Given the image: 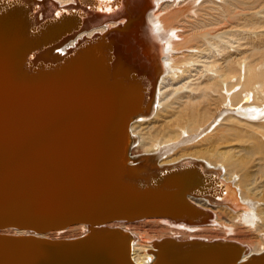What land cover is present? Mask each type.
<instances>
[{"label":"bare ground","instance_id":"bare-ground-1","mask_svg":"<svg viewBox=\"0 0 264 264\" xmlns=\"http://www.w3.org/2000/svg\"><path fill=\"white\" fill-rule=\"evenodd\" d=\"M0 31L6 43L27 45L22 80L71 61L84 81L99 64L136 94L112 180L180 205L173 215L11 225L0 236L76 241L116 232L132 264H189L211 251H235L228 264H264V0H0ZM146 220L159 229L153 239L129 227ZM207 230L229 240L196 238ZM67 231L81 234L62 238ZM238 232L257 238L232 239Z\"/></svg>","mask_w":264,"mask_h":264},{"label":"water","instance_id":"water-1","mask_svg":"<svg viewBox=\"0 0 264 264\" xmlns=\"http://www.w3.org/2000/svg\"><path fill=\"white\" fill-rule=\"evenodd\" d=\"M14 46L0 31V229L173 215L180 207L176 200L130 191L111 177L120 125L136 94L129 96L120 81L106 79L99 64L84 81L71 61L22 80L27 45ZM122 237L116 232L76 241L0 236V264H132ZM234 257L235 251H211L189 264H228Z\"/></svg>","mask_w":264,"mask_h":264},{"label":"rangeland","instance_id":"rangeland-1","mask_svg":"<svg viewBox=\"0 0 264 264\" xmlns=\"http://www.w3.org/2000/svg\"><path fill=\"white\" fill-rule=\"evenodd\" d=\"M213 140V138L211 140H207L208 143H210L211 141ZM215 142V140H213ZM212 141V142H213ZM211 142V143H212ZM206 143V142H205ZM264 191V190H263ZM257 201V200H256ZM258 202V201H257ZM261 202V201H260ZM256 203V202H255ZM261 204L263 205V202H261ZM264 207V205H263ZM224 210L228 211V213H230L231 215H233L234 217L237 218V216L232 213L230 210L228 209H225L223 208ZM224 221L226 220V218H222ZM148 220L144 221V222H140V223H137V224H132V225H129L130 229L134 230V231H138L140 233H144L146 235L150 234V237L153 239V235H154V231H158V227L155 225V224H150L149 222L146 223ZM160 223V222H159ZM161 226L165 227V228H168V229H172V230H175L174 228H171L170 226H167V225H164V224H161ZM211 227H216V226H211ZM128 229V228H127ZM177 231V230H176ZM211 230H207L205 232H203L202 234H200L201 237H196V238H205V239H209V240H212L213 238H210L208 236H211L213 233V235L216 233V231H211ZM220 232V233H219ZM183 233H186V232H183ZM189 234H194V233H199V232H187ZM186 233V234H187ZM81 234V232L77 235V236H74L72 235L69 231L65 232L63 235H62V238H75V237H78L79 235ZM156 234V233H155ZM223 235V238H217V239H228V238H225L224 236V233L222 231H218L215 235ZM232 239H235L236 240V237L238 238L237 240H241V241H247V242H254L257 238V236H255L254 234L251 235V233H248V232H238V235L236 234H233V235H230ZM229 236V237H230ZM255 236V237H254ZM60 238V236H56V234H54L53 238ZM254 239V241H253ZM229 240V239H228ZM239 242V241H237ZM145 244L149 247L150 244L147 243V240L145 241ZM148 256V255H147Z\"/></svg>","mask_w":264,"mask_h":264}]
</instances>
